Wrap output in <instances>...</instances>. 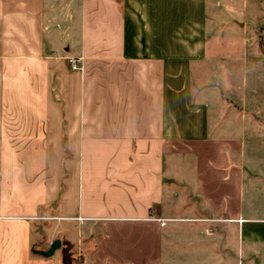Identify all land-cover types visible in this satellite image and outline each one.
Segmentation results:
<instances>
[{
	"label": "crops",
	"instance_id": "crops-1",
	"mask_svg": "<svg viewBox=\"0 0 264 264\" xmlns=\"http://www.w3.org/2000/svg\"><path fill=\"white\" fill-rule=\"evenodd\" d=\"M248 2L0 0V264H58L49 220L83 264H264Z\"/></svg>",
	"mask_w": 264,
	"mask_h": 264
},
{
	"label": "rangeland",
	"instance_id": "rangeland-1",
	"mask_svg": "<svg viewBox=\"0 0 264 264\" xmlns=\"http://www.w3.org/2000/svg\"><path fill=\"white\" fill-rule=\"evenodd\" d=\"M245 1H249L248 4H250L251 0H238V13L239 16L241 17L243 14H246V11L249 12L250 16L249 19L251 18V6L245 4ZM262 2V4L260 5V3L258 2ZM255 12H252V17H258L260 20L258 21L256 19L255 22V27H257L258 24L263 25L264 24V13L262 8L264 9V0H255ZM258 21V22H257ZM258 39V47L260 49V51L262 52V54L264 55V52L262 51L261 47H260V38L258 36V38L255 39V44H254V49L256 48V54H260L259 53V49L257 47L256 44V40ZM250 44V43H249ZM63 154H64V158H66L68 156V150L66 148H63ZM55 207L52 206L49 209L53 210ZM47 222V226L43 229H39L38 230V236L39 239H42L43 237L48 239L51 236H59L61 237L60 240V248L55 251L54 256H56L57 258V262L58 264H61V249L63 248L65 250V252H68L72 258L74 260H79V261H83L85 262V257H86V252L84 251V247L81 244H76V232L74 230L73 227H71V225H66V223H60V222H54V221H46ZM58 228L56 230V228ZM57 231V232H56ZM55 233H57L55 235ZM53 236V237H54ZM63 245V246H62ZM83 254L85 255V257H83ZM80 258V259H79Z\"/></svg>",
	"mask_w": 264,
	"mask_h": 264
},
{
	"label": "water",
	"instance_id": "water-1",
	"mask_svg": "<svg viewBox=\"0 0 264 264\" xmlns=\"http://www.w3.org/2000/svg\"><path fill=\"white\" fill-rule=\"evenodd\" d=\"M60 245H61L60 240L56 239L49 245L47 250L39 251V250H36L35 247H33L32 253L39 255L41 257H44V258H50L54 255L55 251H57L60 248Z\"/></svg>",
	"mask_w": 264,
	"mask_h": 264
},
{
	"label": "trees",
	"instance_id": "trees-1",
	"mask_svg": "<svg viewBox=\"0 0 264 264\" xmlns=\"http://www.w3.org/2000/svg\"><path fill=\"white\" fill-rule=\"evenodd\" d=\"M260 47H261L262 51L264 52V44H263L261 39H260ZM61 254H62L61 264H83L84 263L83 261L74 260L72 258V256L68 252H65V250L63 248L61 249Z\"/></svg>",
	"mask_w": 264,
	"mask_h": 264
},
{
	"label": "built area",
	"instance_id": "built-area-1",
	"mask_svg": "<svg viewBox=\"0 0 264 264\" xmlns=\"http://www.w3.org/2000/svg\"><path fill=\"white\" fill-rule=\"evenodd\" d=\"M68 61H69L71 68L73 70H79L80 69V60L79 59L69 58Z\"/></svg>",
	"mask_w": 264,
	"mask_h": 264
}]
</instances>
